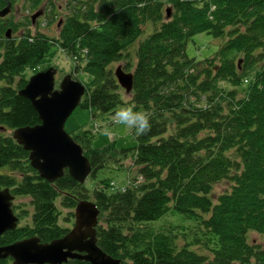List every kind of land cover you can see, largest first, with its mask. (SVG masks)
Masks as SVG:
<instances>
[{"label": "trees", "instance_id": "16d2710c", "mask_svg": "<svg viewBox=\"0 0 264 264\" xmlns=\"http://www.w3.org/2000/svg\"><path fill=\"white\" fill-rule=\"evenodd\" d=\"M9 1L13 8L17 0ZM23 1L31 11L42 2ZM5 5L0 0V9ZM45 12L49 25L58 14ZM10 22L0 25L1 130L39 124L19 92L26 70L38 73L57 50L77 70L85 62L90 80L79 108L92 122L135 105L152 127L133 135L130 148L93 147L84 127L68 132L90 163L88 180L126 172V187L114 192L105 177L89 191L66 170L54 183L44 181L29 153L0 135V171L11 172L0 173V189L28 198L32 208L22 211L30 223L1 235L0 246L64 237L76 206L87 201L99 211L98 247L120 264H264V248L249 240L251 233L264 237V0L79 1L55 38L27 28L7 40V29L18 34L32 26L31 18ZM145 31L130 63L128 50ZM200 34L222 44L212 58L196 61L186 49ZM122 61L118 68L132 75L126 101L112 67ZM220 184L226 187L216 193Z\"/></svg>", "mask_w": 264, "mask_h": 264}, {"label": "water", "instance_id": "95a60500", "mask_svg": "<svg viewBox=\"0 0 264 264\" xmlns=\"http://www.w3.org/2000/svg\"><path fill=\"white\" fill-rule=\"evenodd\" d=\"M6 1V0H5ZM10 12V5L0 11V17ZM169 15V10H167ZM38 14L33 16V20ZM55 71L48 69L32 76L19 95L27 99L38 115L39 124L14 130L12 138L29 152L30 166L44 181L54 183L64 170L83 184L91 173L82 148L65 131V123L79 107L84 87L69 76L54 90ZM119 85L130 93L132 75L117 68ZM14 196L9 189H0V236L17 227L18 218L12 211ZM98 209L91 202H80L75 208L73 228L62 238L41 243L36 237L0 246V260L12 259V264H65L81 260L90 264H120L97 245Z\"/></svg>", "mask_w": 264, "mask_h": 264}, {"label": "rangeland", "instance_id": "374dc122", "mask_svg": "<svg viewBox=\"0 0 264 264\" xmlns=\"http://www.w3.org/2000/svg\"><path fill=\"white\" fill-rule=\"evenodd\" d=\"M79 1H86V0H42L39 7L31 11V8L29 7V4H25L23 0H17L12 8L13 16L15 20L19 21L20 23H27V17L31 16L36 11H54L58 15L54 19L52 23L47 25L46 16L43 15V12H40V16L36 19L38 20L39 27L38 28H32V32L39 31L41 33L46 34L48 37L55 38L58 36L59 29L61 28V25L63 23V19L66 17V15L69 13L70 9L73 6H76ZM53 6L55 9L53 10ZM51 13V12H50ZM45 14H47L45 12ZM45 22V23H43ZM43 23V24H42ZM151 27V26H150ZM150 27L148 26L149 30ZM22 30H25V27H23ZM149 32L145 31L139 39L133 43L128 52H129V59L130 63L134 61L133 59V53L135 49L137 48V45L139 44V41L144 40ZM222 41L218 40L216 38H213L212 36L208 34H200L192 38V40L188 43L186 53L189 58L195 59L196 61H203L205 59L212 58L214 54L217 52L219 47L221 46ZM131 51V52H130ZM83 59V58H82ZM79 69H75V66H77L76 62L74 63L73 60L68 58L62 51L57 50L55 54L48 59L43 64L39 65L34 71L44 72L48 69H51L55 71L54 79H55V86L54 90H60L59 85L62 82V80L69 76L71 80H75L78 83H80L84 87V83H87L90 78L87 74L83 72V66L85 65L84 60L82 62L78 63ZM124 61L120 63H116L112 65L113 70L114 68H118V66H123ZM36 72H30L29 70H26V77L29 80L32 76L36 75ZM85 89V87H84ZM124 101L128 100L130 97L129 93H125L123 91L122 95ZM111 115H105L101 116L99 119H97L95 122H92L91 115L89 111L83 110L81 108H76L75 111L71 114V116L67 119L65 123V130L67 132H71L72 130L84 127L86 130H91L92 134L94 135L96 141L93 143V147H103L111 142H115L116 146L118 148H130L135 145V139L133 134H130L126 129H124L122 126H113V135L112 136H104L101 135L97 129L96 126L98 124H104L110 122ZM12 133L9 131H3L0 129V135L8 136ZM0 173L9 174L11 173L8 169L7 170H1ZM16 174V173H15ZM19 174H16L18 176ZM132 175V174H131ZM108 179L109 185H110V191L115 190H123V188L126 187L127 183V175L126 172H112L110 174L105 173V175L99 176L96 181H92L91 179L86 180V187L89 191L94 190L95 188H98L99 185H97V180L100 181V179ZM89 178V177H88ZM130 178V177H129ZM128 178V179H129ZM225 184H220L215 187L216 193H219L225 189ZM12 210L18 218V227H23L24 225L30 223V218L26 219L23 217L24 213L23 210H28L29 212L32 210V208L29 205V199L28 198H22V197H15L12 201ZM28 204V205H27ZM64 212V211H63ZM75 212V211H74ZM75 221L72 220L71 224H68L70 229L73 228ZM61 224V223H60ZM249 240L253 243L260 245L262 248H264V237L251 233L249 235ZM8 264H12V260L9 261Z\"/></svg>", "mask_w": 264, "mask_h": 264}, {"label": "clouds", "instance_id": "9594fccd", "mask_svg": "<svg viewBox=\"0 0 264 264\" xmlns=\"http://www.w3.org/2000/svg\"><path fill=\"white\" fill-rule=\"evenodd\" d=\"M113 126H122L136 137L147 135L152 127L149 113L136 110L135 105L118 107L112 114L110 122L98 124L96 129L101 135L112 136Z\"/></svg>", "mask_w": 264, "mask_h": 264}, {"label": "flooded vegetation", "instance_id": "af4514ba", "mask_svg": "<svg viewBox=\"0 0 264 264\" xmlns=\"http://www.w3.org/2000/svg\"><path fill=\"white\" fill-rule=\"evenodd\" d=\"M6 5L5 6H3L2 8H4V7H6L7 5H10L9 3H10V1L9 0H7V2L6 1H4V0H2ZM1 8V9H2ZM0 9V10H1ZM44 12V14L43 15H45V11H43ZM13 20V23H15V24H18V23H20L19 21H17V20H15V18H14V16H13V12H12V9H11V12L7 15V16H5L4 18H0V25H6V24H10L11 22H10V20ZM28 28V26L25 28V29H27ZM23 26L20 28V31H18V34L16 33V34H12V32H11V29L9 28V29H7L6 31H9V33L7 34L6 33V38L5 39H7V40H9L11 37H13V38H16V37H18V35H21L23 32ZM17 35V36H16Z\"/></svg>", "mask_w": 264, "mask_h": 264}, {"label": "bare ground", "instance_id": "6f19581e", "mask_svg": "<svg viewBox=\"0 0 264 264\" xmlns=\"http://www.w3.org/2000/svg\"><path fill=\"white\" fill-rule=\"evenodd\" d=\"M70 116H71V115H70ZM70 116H69V117H70ZM70 230H71V229H70Z\"/></svg>", "mask_w": 264, "mask_h": 264}]
</instances>
